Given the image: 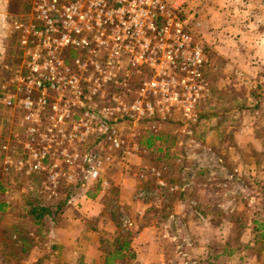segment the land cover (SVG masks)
Here are the masks:
<instances>
[{"label": "rangeland", "instance_id": "obj_1", "mask_svg": "<svg viewBox=\"0 0 264 264\" xmlns=\"http://www.w3.org/2000/svg\"><path fill=\"white\" fill-rule=\"evenodd\" d=\"M208 2L198 41L210 63L203 79L194 83L199 89L194 123L185 119L182 106L164 120L159 116L161 96L142 93L146 83L161 81L163 72L177 78L185 73L153 69L140 58L138 64L134 56L115 54L121 48L110 40L89 38L79 45L72 37L64 42L63 34L47 33L51 16L47 8L38 11L39 0H0V258L5 262L24 261L21 238L46 240L51 220L37 226L29 218L30 199L54 206L72 196L52 222L58 223L62 214L83 208L87 193H96L97 184L90 179L95 177L86 171L91 168L109 182L97 194H103V210L113 215L119 233L135 221L138 227L160 225L168 264H264V85L256 70L247 69V62L264 61V54L246 46L256 45L248 31L264 25V0ZM61 61H69L64 74ZM33 65L56 89L69 85L73 90L67 94L75 101L74 92L81 93V108L60 105L53 113L50 107L58 106L54 101L59 97L77 105L69 104L66 93H39ZM138 66L139 74L131 72ZM67 76L68 82L57 79ZM28 92L36 101L44 96L51 101L37 118L40 127L20 107ZM140 102L150 103L155 116L140 119L135 110ZM67 113L70 118L64 117ZM32 128L40 134L31 135ZM29 146L48 153L49 164L56 160L73 181L60 176L53 189L47 174L28 175L26 163L34 159ZM63 152L77 157L72 170L63 163ZM85 157L96 158V166L85 164ZM122 187L136 197L131 214L117 207ZM89 205L97 207L95 201ZM113 239L103 238L105 243Z\"/></svg>", "mask_w": 264, "mask_h": 264}, {"label": "built area", "instance_id": "obj_2", "mask_svg": "<svg viewBox=\"0 0 264 264\" xmlns=\"http://www.w3.org/2000/svg\"><path fill=\"white\" fill-rule=\"evenodd\" d=\"M205 1L39 0L37 7L39 12L47 8V12L51 16L50 19L46 17L49 27L47 33L53 36L63 34L62 40L64 42L72 37L79 42V45L85 43L86 39L89 38L98 41L110 40L121 48L115 49V54L123 53L134 56L137 58L138 64H140L141 59L147 64H151V68L153 69L159 68L162 71L185 73L186 77L177 78L167 76L166 72H163V74L158 75L161 81L146 83L144 85L145 88L142 89V93L148 90L156 97L161 96L160 113L162 115L159 116L164 120H166L167 114L171 115L170 113L173 111V108L182 106L185 119L196 123L198 120L196 104L199 98V89L194 83L203 79V71L210 63L209 56L203 48L202 43L198 41V31L202 26L200 17ZM48 13H45V15ZM3 22H6V19H3ZM99 44L107 45L101 42ZM61 62L62 74H64L67 69L63 67L69 61ZM138 68L142 67L138 66L136 69H131V72L135 71L138 73ZM30 70V72L40 77L35 82V86L41 94L55 92L58 96H60V93H63L65 96L67 89L68 91L73 90L69 85L65 84H63V87H60L61 89H56V85L51 83L50 78L46 76L45 81L43 75L39 74V66L37 65L30 67ZM167 77L168 80L166 79ZM57 79L68 82L69 76L58 77ZM186 91L189 92V97H187ZM193 91L196 93L195 99L192 96ZM67 95L71 101L69 104L77 106L71 107V105H67L68 101L65 100V97H59V100L64 99V101L58 102L59 100L55 99L54 102L58 106L52 104L50 109L57 111L60 105L68 109L81 108L82 104H84L83 101H80L82 100L81 93L74 92L77 98L76 101L73 95ZM50 103L51 101L45 98V96L40 97L36 101L32 97L31 92H28L24 100L19 101L20 107L28 114V120L30 118L32 120L36 119V125L39 127L40 122L37 123V118L46 113L45 111L48 109V104ZM8 104L12 105V101H9ZM135 110L138 112L140 119L151 118L156 114L150 103L143 105V102H140L137 104ZM54 111L53 113H55ZM64 117L70 118L71 116L67 113ZM81 125L84 124L80 123ZM29 132L31 135L40 134V130L37 128H32ZM50 148L48 146L45 149ZM28 150L32 152L30 153V157L33 154L34 158H31L26 163L28 175L34 172L47 174L51 181L50 183L53 185V189H57L60 176H64L69 182L73 181V176L70 173H66L65 170L61 172L60 165L55 163L56 160L52 159V163L49 164L50 157L47 155L48 153L42 152L39 149L34 150L30 146ZM62 156L65 166L72 170L76 164L75 160L77 157L65 155V152L62 153ZM95 159L88 160L85 157L84 162L85 164L87 162L94 164ZM21 166L24 165L22 164ZM86 171L91 172L95 178L99 175V172L91 171V168H87ZM160 184V186H163L162 183Z\"/></svg>", "mask_w": 264, "mask_h": 264}, {"label": "crops", "instance_id": "obj_3", "mask_svg": "<svg viewBox=\"0 0 264 264\" xmlns=\"http://www.w3.org/2000/svg\"><path fill=\"white\" fill-rule=\"evenodd\" d=\"M209 2L208 0L205 2L202 14L206 3ZM201 17V25H203ZM262 20L264 23V18ZM248 35L254 39L256 45L253 46V43H251L246 46L253 47L254 51L258 47L261 51L260 53L264 54V25L260 27V25L256 24L255 27L248 31ZM247 69L248 71L252 70V72L256 70V78L260 80V85H264V61L260 59L259 61L247 62ZM240 76L243 77L244 74L240 73ZM255 83L253 81V84ZM260 102H264V99H261ZM90 179L96 182V188L100 186L102 189L98 193H101L109 186V182L106 180ZM90 194L87 193L85 199L83 198L84 201L88 202L85 204L86 202L82 201L83 208L78 207L73 214H62L61 221L58 223H52L54 221L51 220V223L47 226L48 229L45 232L46 240L43 244L34 243L36 240H33L31 249L26 257L23 258L24 261L18 262L21 264H168L170 259H168L167 255V242L162 238V227L160 225L159 227L155 225L138 227L135 221L125 225V227L123 226L128 230L127 232L122 231V233H119L114 226L113 215L110 216L109 213L103 210L105 205L101 199L103 194H97L94 198ZM119 198L120 200L116 202L117 207L124 211L126 215L128 212L131 214L136 206L134 202L136 197L134 195L132 197L127 196V192L122 187ZM94 201L97 207H95L96 209H91L89 202ZM127 201L133 207H129L128 203H126ZM124 208L132 209L126 211L123 210ZM142 212H139L140 215L144 214ZM92 221H95V224ZM137 227L136 235L130 239L129 237L134 234L133 230ZM105 236L113 237L114 239L105 243L103 240V238H106ZM164 238L166 237L164 236ZM105 244H110V246L114 244L115 249L112 251L111 247H106ZM123 246L127 248L120 253V249ZM0 261L3 264H12L8 260L5 262L4 258H0ZM18 262H15V264H18Z\"/></svg>", "mask_w": 264, "mask_h": 264}, {"label": "trees", "instance_id": "obj_4", "mask_svg": "<svg viewBox=\"0 0 264 264\" xmlns=\"http://www.w3.org/2000/svg\"><path fill=\"white\" fill-rule=\"evenodd\" d=\"M73 55L76 54V53H72ZM68 62V61H66ZM2 160V157L0 158V161ZM81 185H78L76 188H80ZM101 188L99 186V188H96V193L95 194H90L91 197H96V194L98 192H100ZM72 196L68 197L65 201H62L60 202L58 205H54V206H51V205H45L41 200L37 199V198H32L30 199V202H29V218L30 219H34L35 222L37 223V226L40 225V226H43L44 224V220L47 218H49L50 220L54 221L55 217L57 216V214L59 213V210L61 208V210L68 206V202L71 200ZM4 206L2 205L0 207V210L1 211H4L3 210ZM17 233L19 234L20 232L17 231ZM22 236V234H21ZM21 242V243H20ZM19 244L21 245L22 247V252L24 254H27L29 249L31 248V244H32V241L31 239L27 240L25 238H21V240L19 241ZM18 244V245H19ZM127 248V247H126ZM124 246L120 249L122 253V251H124L126 249ZM120 256V254H119Z\"/></svg>", "mask_w": 264, "mask_h": 264}]
</instances>
